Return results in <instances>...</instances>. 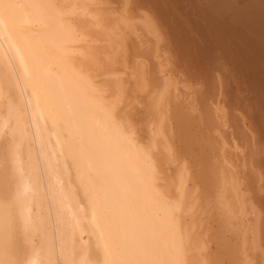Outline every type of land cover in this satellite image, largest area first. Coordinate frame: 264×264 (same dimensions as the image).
<instances>
[{
    "label": "bare ground",
    "instance_id": "obj_1",
    "mask_svg": "<svg viewBox=\"0 0 264 264\" xmlns=\"http://www.w3.org/2000/svg\"><path fill=\"white\" fill-rule=\"evenodd\" d=\"M107 1L0 0V137L8 143L13 184V202L0 203V264H212L193 220L198 199L188 188L185 164L167 179L156 159L173 157L169 100L179 98L189 80L203 87L198 119L219 136L212 135L218 139L217 152L216 141L211 145L215 162L201 159L207 195L214 196L225 228L235 232L234 242L223 247L229 264H264V179L258 155L251 157L260 149L264 116L251 118L240 103L237 113L222 77L214 72L212 81L210 69L200 71L199 63L212 56L206 28L196 38L209 39L210 47L195 38L198 44L182 46V37H171L160 0L152 8L144 0ZM193 1L199 15L210 18L199 21L203 27L227 22L246 33L233 37L239 53L230 57L262 94L252 106L264 115L258 80L264 77V2ZM233 25L227 26L234 31ZM139 30L149 40L146 55L130 49L128 35ZM181 61L188 80L172 72ZM149 87L151 121L143 143L120 106ZM224 127H231L232 150L241 148L236 134L249 144V162L241 169L225 157V133L217 132ZM10 210L22 229V252L14 244L11 253L3 250Z\"/></svg>",
    "mask_w": 264,
    "mask_h": 264
},
{
    "label": "rangeland",
    "instance_id": "obj_2",
    "mask_svg": "<svg viewBox=\"0 0 264 264\" xmlns=\"http://www.w3.org/2000/svg\"><path fill=\"white\" fill-rule=\"evenodd\" d=\"M144 1H146L145 5L150 6L151 8L154 5V3L158 2V0H144ZM160 1H159V3L161 5H164V8L167 9L166 11H164V13L169 14V15H166V17L168 20V24L171 25V27H172L171 30H170L171 27L169 28V31L171 33H173V36L171 34V37H182V39H183V40L179 39V44H181L182 46L184 44L185 46L190 47L191 45H193V42H195L194 38L199 40L200 38H196V37H202L204 31L206 33V37H208L211 40L213 39V41H211L213 43H211V42H209V39H207L204 36L206 38V40L208 41V44L205 42L206 40L204 41V38L200 39L201 41L203 40L201 43H199L200 41L197 42V40L195 42L197 44L199 43L200 46L203 45L204 42H205V44H207V45L204 44L205 46H209V43H211L210 44L211 47L209 46L212 49V50H210V51H212L211 52V55H212L211 59L208 58L206 60V62H202L201 64L199 63L198 67L201 68L200 71L203 68L207 69V70L210 69L211 72H209V73H212V74H209V75L211 76L212 79H213V77L216 76V73L214 74V72H217V75L219 76L218 78L222 77L223 80H220V81H223L221 83L224 84L225 87L227 86V88L230 90V94L228 93V98L231 97V101L234 104L235 110L238 109L236 107L242 105L243 107L241 106L240 108H242V109L245 108V110L238 109V110H240V112H245L246 114L248 113L249 116L252 114L251 118H253L255 116L259 120L262 118L264 119V117L261 118V116H264L263 113L258 111V110L256 111L254 106H252V104L254 105L256 100L259 99V95L262 96V94L258 93V95H257L256 93L259 90L256 89V91H253L255 87L253 88L252 84L249 85V82H251V81L247 82L248 78H246V71H245L246 68L239 67L240 69L238 68L239 70H237L236 69L237 68V62L235 63L234 59L230 57L231 55L237 56L234 54L236 52H237L236 54L239 53L238 52L239 45L237 46V44H236L237 42L235 40L233 41V37L234 36L240 37V36H242L243 33L244 34H246V33L240 32L241 35H239L240 33H238L239 32L238 28L236 27V25L234 26L232 24L235 28L234 31L237 28V30L235 32L238 33V35H234L236 33H234V31L232 30V28H233L232 25H229L227 22L220 23V24H224L225 25L224 27H222L223 25L218 26L217 22H215L217 24V26L215 24H214L215 26H212L213 22L208 23L210 18L205 13L203 16L199 15V13L201 11L198 13V11L200 9L197 11V9H198V6L196 5L197 3L195 4V1H193V0H189L188 1L189 3L186 2L185 0H164V1L160 0ZM248 1H251V0H245V1L239 0L238 2L237 1L236 2L239 6L240 3L242 4V3H246ZM151 2L153 5L151 4ZM191 2H193L195 4V6L197 7L195 9L197 12H192V8H189L187 6V3L190 4ZM259 2H260V0H259ZM262 2H264V0H261V3ZM158 6H160V5H158ZM190 7H191V5H190ZM158 8H160V7H158ZM162 9H163V7H162ZM162 9H160V10L162 11ZM165 9H163V10H165ZM187 9L188 10L191 9L190 10L191 12L189 11V13H188ZM160 10H158V11L160 12ZM194 14H195V16H194ZM204 16L207 19L209 18L208 21L206 20L207 23L211 25L208 28L205 26L204 27L202 26V24H204V23H200L201 21H203L205 19ZM192 21L195 23L200 21L199 22L200 24H196V25L202 27V29L200 27L194 28V27H196V25L191 23ZM187 23H190V25H192V26L194 25V27L191 29L189 27L190 25L189 24L187 25ZM227 25L232 27V28L228 27ZM225 27L230 28L229 29L230 31L228 30V28L225 29ZM202 30H204V31H202ZM199 31H201L203 33L199 32ZM136 32H134L135 34L134 33H130V34L128 33L129 34L128 36H129V42H130V49L131 50L136 49V51H141L144 55H146L145 53L148 51V49H146L147 47H145V46L147 43V46L149 48V45H150L149 40L146 37H144L143 34H141L140 30L136 31ZM198 32L200 34H198ZM205 33H204V35H205ZM165 37H168V36H165ZM169 37H170V35H169ZM231 37H232V39H230ZM237 37H234V38L236 39ZM221 38L224 41H226L227 45H225V42H223V40H221ZM229 39L231 42L228 41ZM216 40L220 44H216L215 46L213 45V47H212V44H215L214 42H217ZM165 41H166V39H165ZM228 42H229V44L230 43L233 44V46L234 45L237 46V48L235 46H234L235 48L232 47L231 44L228 45ZM226 46L231 47V48L228 47L230 51L232 49L233 50L237 49V51L232 50L233 54L228 55V53L230 51H228V49L226 50ZM210 51H209V53H210ZM196 52L193 51V54L195 53L194 55H196ZM222 52L223 53L225 52L224 54H226V55H224ZM191 53H192V51H191ZM136 54H137V52H136ZM140 55H141V53H138L136 55V57H140L139 59L143 61V59L145 57L140 56ZM147 60L149 62V58H147ZM186 65H187L186 62H184V63L182 61L178 62V65H175V66L173 65V68L171 67L174 70V71L172 70V72L174 73V75H177L180 78L187 79L186 71H185ZM241 70L243 72H241ZM193 72L195 73V70ZM213 74H214V76H212ZM135 76H138L137 72H135ZM262 76H259V77H262ZM98 77H97L98 79H100V78L103 79V76H98ZM124 77H128L130 79V82L133 81V78L132 79L130 78V72L129 71H127V76H124ZM97 78H94V79L96 81H98ZM214 79L212 81H214ZM147 80H148V78H147ZM258 80L259 81L262 80L264 83V77L260 78ZM262 81H261V83H262ZM97 83H100V82H97ZM94 85H95V83H94ZM261 85L264 86V84H261ZM223 86H222V88H223ZM183 88L180 89L181 93L179 94L180 95L179 98L177 97V99H170L169 100L171 102L170 103V105H171L170 106V115L172 116L171 130H170L171 131L170 135L172 138H170V135H169V138H170L169 140L173 141V146H172L173 147L172 150L174 152L173 157L172 158L170 157L169 159L165 160V159H163V156L158 155L156 159L159 162L158 164H160V166L164 167V176L165 177L168 176L167 179H169L170 176H171V178H173V176L179 172V168L183 167L185 164V166L188 170V174L190 176V181L188 180L189 181L188 182V188L190 187L189 189H191L190 190L191 194L194 193L193 196L192 195L191 196L194 197L195 200L198 199V201H196L197 202L196 206H198L199 208L196 207V209H194V211H195L194 213H197V214L193 215V217H194L193 220L194 221L196 220L195 226L197 228V231H199L198 233L201 236H204V238L206 237L205 239H206L207 243L209 244V246L207 245L209 247L208 254H210L209 260L211 261L212 264H229L230 258L228 257V255H227V253L223 247H225V246L227 247L228 244L234 242L233 239L235 238L234 237L235 232L232 231L233 232L232 233L231 231H229L225 228L226 226H225V223L223 222L224 220H223L222 216H220L221 215L220 212L218 210H216L215 202L211 201L212 199L214 200V196H211L210 198H212V197L213 198L210 199L209 196L207 195L208 191L206 192L205 183H204L205 172H207V171H206L205 165L203 164V161L201 159V158L204 159V157H207V159L212 160V162H215V161H213L215 159L211 158L213 156L212 152H215V151H213V149H211V145L213 143L212 142L213 140L216 141L215 147H216V152H217V149H218V141L217 140L218 139L214 138L213 136H215V137H219V136L218 135L216 136L217 133H214V132L209 133L210 129L204 128L205 125H204L203 121L198 119V117L200 116V115L198 116V112L201 109L200 108V106H201L200 105L201 104L200 98L202 97L201 92L203 90V87L200 86L199 83L194 82V84H193L189 80V82H187ZM247 88L249 89V91ZM259 88H261V87H259ZM250 90L252 91V94L250 93ZM261 90H262V88H261ZM135 91L133 92L134 94H131L132 96L130 95V97L127 99L128 101L126 100L125 104H122L120 106V111L125 113L127 116H129L131 123L134 127V131H135L136 136L137 137L140 136L142 139L141 141H143V143H144L145 141H147V139H148L147 136L149 134L148 133V125L151 121V118H150L151 111H150V105H149L151 100L149 97L151 96L152 93L150 92V87H149V90L145 89L144 90L145 93L143 92L144 94H141V95L138 93L140 91H136V93H135ZM254 92H256V93H254ZM224 94H226V93H223V95ZM251 95H254V96L251 98ZM256 95L258 98L256 97ZM223 97L226 98L225 95ZM252 99H253L254 103H252ZM220 101H221L222 105L225 106L226 101L222 102L221 99H220ZM227 105L225 106V108L229 109L228 108L229 105L228 106ZM197 106H199V107H197ZM3 107H4V105L0 108L1 111L4 110ZM172 107H173V109H172ZM249 108H250V110H248ZM145 109H147V110H145ZM197 109H198V112H196ZM201 111H202V109H201ZM240 112L237 111V113H239V114H240ZM185 120H189V122H186ZM244 122H245L244 127L248 128L247 124H249V122L247 123V120ZM260 123H261V121H260ZM261 124L259 127L262 126L261 128H264V122ZM202 127H203V129H202ZM229 128L231 129V127H228L227 129H226V127L219 128L217 132H220V134L225 133L222 135L224 137H226V138H224L226 145H227V147H225V150L227 149L225 151L226 152L225 153L226 159L230 163H235L236 167L241 169L242 164H245V165L248 164V162H249L248 156L251 154L250 153L251 150H250V147L248 146L249 144L247 142H245L243 140V138L240 137L241 135H239V134H236L235 137H237L236 142L238 144V147H241L238 149L240 152L238 150L236 151L235 149L232 150V148H233L232 141L233 140H232V136L230 137V135H229V131H230ZM259 131H262L260 134L261 140L258 141V143H260L259 144L260 149L256 152H254L253 154H251V157L258 155V161H260V163L262 164L261 170L263 171V179H264V166H263L264 165V134H263L264 130L259 129ZM4 137H5V135H2L0 137V203H2V207L4 204H9V201H12V197H13V184L11 182V177H10L11 163L9 162L8 156H6V155H8V153L6 154V151L8 149L7 148L8 143ZM215 139H217V140H215ZM206 140L210 142L209 145L207 144ZM205 151H207V152H205ZM172 163H174V164H172ZM182 164H183V166H181ZM244 169H245V167H244ZM176 171H177V173H176ZM262 192L264 193V190ZM262 192H261V195H262ZM263 195H262V197H264ZM212 204H214V205L212 206ZM12 212L13 211L10 210V213H11L10 215L14 214V212L13 213ZM10 217H11L10 223L9 222L7 223V226L9 225L10 229L7 228L8 230H6V234H5L6 240H8V241H6V242H8V244H7L8 246H6L3 250H4V252L11 253V251H10L11 246L10 245L14 244V247L18 248L19 250H21L20 252H22L24 250V246L22 244L23 240H21L22 236L21 237L18 236V232L20 231V233H21L22 229L18 226L16 227V225H14L15 223H13V222H15V214H14V216H10ZM198 220H199V222H198ZM13 228H15L14 229L15 231L13 230ZM16 230H18V231H16ZM7 232H8V235H7ZM13 236H14V238H13ZM10 239H13L16 242V244L13 240H10Z\"/></svg>",
    "mask_w": 264,
    "mask_h": 264
}]
</instances>
